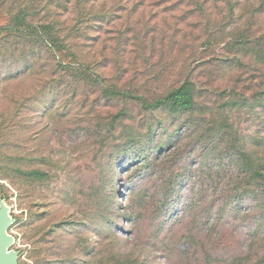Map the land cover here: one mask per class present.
I'll list each match as a JSON object with an SVG mask.
<instances>
[{
    "label": "rangeland",
    "instance_id": "374dc122",
    "mask_svg": "<svg viewBox=\"0 0 264 264\" xmlns=\"http://www.w3.org/2000/svg\"><path fill=\"white\" fill-rule=\"evenodd\" d=\"M255 6L94 0L105 17L74 49L81 73L58 68L43 104L28 78L0 82V205L17 264H264V185L235 189L264 174ZM243 31L252 44H237ZM185 81L191 111L130 97Z\"/></svg>",
    "mask_w": 264,
    "mask_h": 264
},
{
    "label": "trees",
    "instance_id": "16d2710c",
    "mask_svg": "<svg viewBox=\"0 0 264 264\" xmlns=\"http://www.w3.org/2000/svg\"><path fill=\"white\" fill-rule=\"evenodd\" d=\"M93 1L0 0V17L4 16L6 19L4 24H0V82L28 78V85H24L23 89L25 88L32 98L40 97V103H45L46 99L41 97L57 86L51 77L57 73L58 68H70L71 72H80L79 68L73 67L74 64L80 66L78 54L74 50L79 48L78 40L90 39L87 35L90 27L97 23L98 19L105 17L102 10L93 9ZM255 9L263 11L264 0H259V6H255L253 10ZM235 41L241 46L252 44V38L244 31ZM253 42L260 45L262 41L254 37ZM63 51L71 57V62L58 58V53ZM55 58L58 59L51 67ZM130 97L139 100L145 110L168 107L173 111L186 112L195 107L194 92L189 81L150 101L141 96ZM159 150L158 147L155 152ZM30 173L39 179L46 175L38 170ZM252 177H259L258 187L264 185V174L259 171L250 177L245 176L246 182L237 184L235 189L243 188ZM171 192L174 193V190Z\"/></svg>",
    "mask_w": 264,
    "mask_h": 264
},
{
    "label": "water",
    "instance_id": "95a60500",
    "mask_svg": "<svg viewBox=\"0 0 264 264\" xmlns=\"http://www.w3.org/2000/svg\"><path fill=\"white\" fill-rule=\"evenodd\" d=\"M9 220L7 217V207L0 205V264H17L15 254L8 252L7 248L11 242L10 237L6 233Z\"/></svg>",
    "mask_w": 264,
    "mask_h": 264
}]
</instances>
